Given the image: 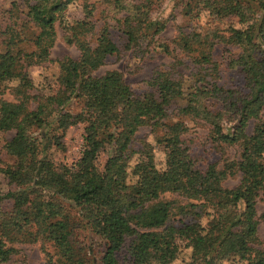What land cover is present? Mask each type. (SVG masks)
<instances>
[{
    "label": "trees",
    "instance_id": "1",
    "mask_svg": "<svg viewBox=\"0 0 264 264\" xmlns=\"http://www.w3.org/2000/svg\"><path fill=\"white\" fill-rule=\"evenodd\" d=\"M161 1L7 0L0 95L11 99L0 96V132L12 133L1 145L12 162L0 161V179L10 187L0 189V264L22 243L49 244L54 254H44L45 264H119L126 239L125 264H162L174 239L189 250L184 264H264L257 237L264 212L256 211L264 201V0H174L183 25L171 43L187 62L156 69L138 94L115 70L95 75L110 57L152 54L164 29L156 17ZM74 2L82 17L64 41L77 57L53 61L55 27ZM99 6L110 15L97 25ZM221 59L239 85L219 84ZM52 62L57 92L32 94L28 69ZM187 122L206 127L219 161L191 153ZM72 124L82 126L79 157L54 163L47 152L63 151ZM143 127L158 133L165 172L147 150L129 167ZM99 154H106L101 169ZM229 179L236 183L226 188ZM78 227L99 240L98 257L75 243Z\"/></svg>",
    "mask_w": 264,
    "mask_h": 264
},
{
    "label": "rangeland",
    "instance_id": "2",
    "mask_svg": "<svg viewBox=\"0 0 264 264\" xmlns=\"http://www.w3.org/2000/svg\"><path fill=\"white\" fill-rule=\"evenodd\" d=\"M90 2L96 0H89ZM7 9V0H0V28L4 27V20L7 17L5 10ZM103 6H99L98 9L94 12L95 17L99 18L97 25L101 24V20L104 16L110 15L107 11H102ZM4 11V12H3ZM180 6L174 5V0H162L159 7L156 10V17L164 22V29L159 33L155 38L153 44V52L149 56H143L142 58H134L130 52H124L120 54L119 57H110L105 61V64L100 67L95 75H101L106 71L115 70L122 74L124 82L130 87V89L138 94L145 90L144 82L149 79L152 72L156 69L162 68L168 63L176 60L185 59L183 53H179L178 50L174 49L173 44L171 43L173 37L176 34V26L183 25V18L181 16ZM99 15V16H98ZM81 6L79 2H74L69 5L66 12L64 13V22L60 26L56 25V39L50 50L49 58L53 61L60 59L63 56H68L72 59L77 57V52L74 47L68 46L65 44L64 38L67 35V30L71 26V22L76 19H80ZM106 21H108L106 19ZM27 49V48H25ZM219 56L216 55V58ZM183 62V60H181ZM219 61V59H218ZM187 62V59H185ZM219 66V84L227 86H235L239 83V76L233 70L224 68L225 59L222 61ZM29 77L33 83L34 89L32 94L38 96H52L58 90L57 82V64L44 63L40 66L30 67ZM177 70L179 72H187L184 68L178 66ZM239 85V84H238ZM2 98L10 100L11 97L4 91L1 95ZM75 108L72 107L71 111ZM172 120H176L173 118ZM187 130L183 135V138L186 139L191 153L195 156L205 158L209 162L219 161V157L211 149L208 139L206 137V127H203L199 124L186 123ZM251 123L246 130H250ZM11 132H0V161L10 164L11 159L4 155L1 150V145L4 140H8L11 137ZM82 126L80 124L70 125L61 141L64 145L63 151H55L50 149L47 152V158L54 163H62L65 165H70L78 157L82 145ZM158 133L156 131L150 130L148 127L140 128L134 135L131 150L134 151L133 157L130 159L129 167L133 165L135 160L139 157L140 151H149L153 157V163L157 170L165 172L163 167V154L160 146L157 145L155 139ZM231 153V152H230ZM106 158V154H99L96 158V166L98 169H101ZM220 165V164H219ZM236 179H229L223 183V186L226 188H231L235 185ZM10 187L7 185L6 181L2 178L0 179V189L2 192H5ZM165 198H170L169 195H165ZM2 208L7 207V203L3 201L1 204ZM257 215H261L264 212V201H261L256 206ZM257 237L261 242H264V219H259V224L257 226ZM75 243L81 248H90L92 254L98 257L100 251L99 240L86 232L85 229L78 227L74 233ZM128 243L126 239L123 249L117 254V259L119 264H125L122 261L124 255L125 246ZM183 245L182 241L179 239H174L173 248L170 252L163 258L162 264H184L187 261L189 250H184L181 248ZM17 252L12 256L11 260L7 264H45L46 257L44 254L49 257H53L54 251L52 250L49 244H15ZM222 264H242V263H230L224 262Z\"/></svg>",
    "mask_w": 264,
    "mask_h": 264
}]
</instances>
